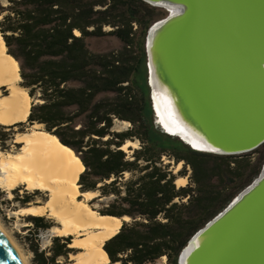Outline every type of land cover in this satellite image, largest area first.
<instances>
[{
  "label": "trees",
  "instance_id": "1",
  "mask_svg": "<svg viewBox=\"0 0 264 264\" xmlns=\"http://www.w3.org/2000/svg\"><path fill=\"white\" fill-rule=\"evenodd\" d=\"M164 16L140 0H0L6 55L18 64V87L32 100L26 122L9 127L0 143L14 128L23 135L39 126L74 153L85 167L81 194L112 200L98 216L128 220L103 245L108 264H177L192 235L251 183L264 162V146L243 157H216L154 130L149 92L137 76L146 68L147 30ZM103 38L116 39L121 49L91 53L87 41ZM115 123L129 127L117 132ZM127 143L138 148L126 153ZM171 163L184 165L178 177ZM187 169L188 184L177 188ZM13 194L27 207L39 192ZM26 222L34 264H61L74 253L70 237L53 238L50 249L41 251L39 233L56 225L45 217Z\"/></svg>",
  "mask_w": 264,
  "mask_h": 264
},
{
  "label": "water",
  "instance_id": "2",
  "mask_svg": "<svg viewBox=\"0 0 264 264\" xmlns=\"http://www.w3.org/2000/svg\"><path fill=\"white\" fill-rule=\"evenodd\" d=\"M140 1L165 13L144 39L155 129L216 157L263 147L264 0ZM0 264H23L1 231ZM177 264H264V162L192 235Z\"/></svg>",
  "mask_w": 264,
  "mask_h": 264
},
{
  "label": "bare ground",
  "instance_id": "3",
  "mask_svg": "<svg viewBox=\"0 0 264 264\" xmlns=\"http://www.w3.org/2000/svg\"><path fill=\"white\" fill-rule=\"evenodd\" d=\"M18 80L19 66L6 55V48L0 36V89L6 88L9 92L6 97L0 96L2 127H10L24 121L29 114L32 100L16 86ZM16 143L22 146L18 155L3 157L0 154V187L12 192L23 186L28 192L39 191L48 194V200L43 206L29 207L22 210V213L32 217L48 215L61 225V228L57 229V237H76L73 246L82 253L70 256L72 264H108V255L103 245L118 232L122 222L128 220L100 217L87 205L78 202L79 197L90 201L96 194H81L78 182L85 173V167L74 153L61 145L56 138L36 130L31 134L19 135ZM129 146L134 145L127 143L122 150ZM176 169H179V165ZM186 184L184 178H178L175 182L177 188ZM0 231L16 249L23 264H27L1 226Z\"/></svg>",
  "mask_w": 264,
  "mask_h": 264
},
{
  "label": "rangeland",
  "instance_id": "4",
  "mask_svg": "<svg viewBox=\"0 0 264 264\" xmlns=\"http://www.w3.org/2000/svg\"><path fill=\"white\" fill-rule=\"evenodd\" d=\"M105 32H109V29H105ZM88 49L93 54H108L112 52L119 51L121 49V44L114 38H103V39H91L87 41ZM20 80V79H19ZM19 80L16 83V86H19ZM138 83L143 89H146V92H149L148 86H147V71L142 69L141 73L137 76ZM9 92L6 88L0 89V96H8ZM31 108V106H30ZM30 111V110H29ZM27 119V118H26ZM26 119L24 121H21L19 123H25ZM16 123V124H19ZM16 124L12 125L15 126ZM10 126V127H12ZM129 127V125H121L119 123H115L114 130L117 132L124 131ZM9 127H2L0 126V135L2 133L9 134L8 130ZM18 128H14L12 130L13 135H11L8 138V141L4 144L0 143V154L3 155V157L7 155H18L21 152L22 146L18 143H16L17 138L20 134H18ZM40 130V127L36 128L35 126L26 129L25 132L27 134H31L34 131ZM157 133H159V130L154 129ZM25 133V134H26ZM12 134V133H10ZM15 145H20V148H16ZM130 147V146H129ZM134 149L138 148L137 143L132 146ZM263 154V151L257 155L252 156V162H256L258 158L261 157ZM1 161V160H0ZM164 164H169V162L166 159H163ZM179 165V169L176 168ZM177 166L171 163V171H173V175L178 177V173L181 172L183 169V164L180 163ZM190 176V172L187 169V184H188V177ZM2 177V171L0 170V178ZM186 184V185H187ZM185 187V186H183ZM17 192L19 198L23 197L24 194L32 195L33 192H28L25 187L19 186L12 192H7L4 188L0 187V226L2 229L6 232V234L10 237V239L14 242L24 259L27 261V264H34L33 263V254L31 253L29 246L27 245L25 241V237L28 235V232L26 231V228L30 227L31 225L26 222V219L28 217H32L30 215H26L22 213V210L29 208V207H37L38 204L44 205L43 201L48 200V194L39 192V195L35 197V200L33 203L28 204L27 207H22L21 204L16 202L17 196H15L13 193ZM99 195L96 194V197L90 201H86L84 198L79 197L78 202L81 204L87 205L93 212H95L98 215V212L102 210L104 207L109 205V203L112 201L111 199H97ZM48 220H51L54 225H56L55 228L51 231L41 232L39 233L38 243L41 251H48L52 245V239L56 238L58 236L57 229L61 228V225L59 222H57L54 219H51L48 215H44ZM85 237V236H84ZM57 238H64V237H57ZM70 246L69 249L74 250V253L68 256L67 261L61 260V264H72V259L70 256L72 255H78L82 253L80 249H77L73 246L75 241L77 240L76 237H70ZM72 245V246H71ZM76 249V250H75ZM157 264H165V260H162L158 262Z\"/></svg>",
  "mask_w": 264,
  "mask_h": 264
}]
</instances>
